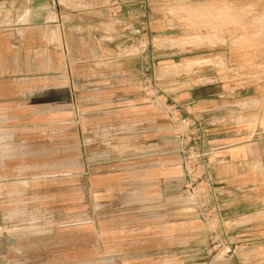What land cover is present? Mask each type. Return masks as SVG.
<instances>
[{"label":"rangeland","instance_id":"374dc122","mask_svg":"<svg viewBox=\"0 0 264 264\" xmlns=\"http://www.w3.org/2000/svg\"><path fill=\"white\" fill-rule=\"evenodd\" d=\"M4 1L0 0L2 30L20 15L19 0H6L9 6ZM83 2L51 0V7L65 13L79 11ZM166 4V11L157 6L154 13L157 20L166 14L168 26L185 37L178 41L180 46L259 44V28L252 41L229 35L243 31L244 25L235 24L227 5L213 10L183 0H166ZM114 31L110 28L109 34ZM141 35L140 42L124 44L118 58L108 61V84L127 83L126 95L113 90L106 104H61L58 119L52 118L50 106H25L29 98L25 92H20L16 105L6 107L0 101V264H213L229 257L226 238L215 234L216 220L205 184H200L201 173L194 170L195 160L183 165L179 149L157 154L155 158L168 163L157 171L156 189L148 187L145 172H136L148 153L143 150L146 140L135 136L134 100L143 110L153 106L166 116L169 103L163 109L149 102L152 96L164 102L160 79L191 72V68L173 72L157 66L141 77L112 74L120 63L132 65L149 48ZM163 44L156 43L157 49L165 48ZM115 46L109 43V50ZM177 59L178 63L182 57ZM244 69L232 71L234 77L240 78ZM12 81L24 87L21 78ZM154 84L159 90H153ZM249 105H238L241 113L236 122L252 118L257 123L256 112L245 114ZM165 170L169 176L163 178ZM166 183L171 188L165 190Z\"/></svg>","mask_w":264,"mask_h":264},{"label":"crops","instance_id":"0c3cea01","mask_svg":"<svg viewBox=\"0 0 264 264\" xmlns=\"http://www.w3.org/2000/svg\"><path fill=\"white\" fill-rule=\"evenodd\" d=\"M183 2L198 9L211 6L215 10L227 5L225 9L235 24L244 25L243 31H230L229 35L252 41L259 28V44L157 49L159 40H185L168 26L166 14L162 20L156 19L157 6L168 9L166 0L158 4L151 0H84L79 11L66 13L61 9L54 11L51 0H19L20 15L5 25L9 28L0 29V101L6 107L16 105L20 92H25L29 97L25 106H50L52 118L58 119L61 104H106L108 92L113 90L126 95L127 83L108 84V61L118 58L124 44L140 42L141 33L149 48L142 50L132 65L120 63L112 74L141 77L157 66L208 63L191 66L189 74L160 79L161 91L203 123L202 146L197 147L203 156L199 180L207 189L211 214L216 220L215 234L225 237L229 247L227 259L211 263L264 264V0ZM3 4L9 6L11 2L5 0ZM110 28H115L114 33L109 34ZM109 43L116 44L111 51ZM177 57H182L178 63ZM241 68H245L243 75L235 78L232 71ZM13 77L21 78L24 87L13 83ZM134 102L138 109L135 136L146 140L143 150L148 153V159L139 162L136 172H145L148 187L156 189L157 171L168 162L155 156L175 152L178 142L164 114L157 113L153 106L143 110L139 100ZM248 103L250 108L245 114L252 116L256 112V124L252 118L243 123L235 120L241 113L238 105ZM167 175L165 170L163 178ZM163 187L166 190L171 185L166 183Z\"/></svg>","mask_w":264,"mask_h":264},{"label":"built area","instance_id":"2783aa9c","mask_svg":"<svg viewBox=\"0 0 264 264\" xmlns=\"http://www.w3.org/2000/svg\"><path fill=\"white\" fill-rule=\"evenodd\" d=\"M153 90H159L156 86ZM164 102H160L154 96L149 99V102L155 104L159 108H167L165 104L169 103V107L165 114L175 130L174 136L178 142L179 151L183 165L188 164V160H195L194 170H198L203 165L202 153L199 148L203 141V123L196 121L193 117L175 103L170 97L163 94ZM189 144H191L189 146ZM207 167L205 166V169ZM193 172L190 171L189 174ZM188 180L193 183V180L188 176Z\"/></svg>","mask_w":264,"mask_h":264},{"label":"bare ground","instance_id":"6f19581e","mask_svg":"<svg viewBox=\"0 0 264 264\" xmlns=\"http://www.w3.org/2000/svg\"><path fill=\"white\" fill-rule=\"evenodd\" d=\"M195 9V8H194ZM158 43V45L160 46L162 43H164L163 45L164 46H180L181 44L177 41H173V42H170V43H165V42H163V41H158L157 42ZM196 44H198L197 42H195V45ZM172 48V47H171ZM162 49V48H161ZM192 63H194V62H192ZM192 63H189V62H187V63H182V64H179V65H176V66H173V67H165V69L166 70H171V71H182V70H184V71H187L189 68H191V66L193 65Z\"/></svg>","mask_w":264,"mask_h":264}]
</instances>
